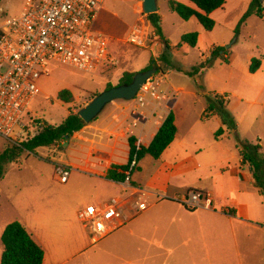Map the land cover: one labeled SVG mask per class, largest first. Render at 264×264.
<instances>
[{
	"label": "rangeland",
	"instance_id": "1",
	"mask_svg": "<svg viewBox=\"0 0 264 264\" xmlns=\"http://www.w3.org/2000/svg\"><path fill=\"white\" fill-rule=\"evenodd\" d=\"M26 1L2 0L0 22L19 15ZM139 1L104 0L95 29L109 37L111 60L105 62L102 70L96 74L52 63L49 66V76H42L37 81L39 93L30 106L31 112L26 119L29 127L26 135L19 139L20 142L38 132L39 121L42 124H61L71 112L78 114L98 94L105 92L108 85L118 86L126 71L141 72L149 66L152 58L156 60L157 56L160 58L164 54L166 60L159 62L166 75L163 88L168 89L169 92L165 101L173 97V91L178 92L171 99V110L175 115L181 137L188 143L215 137V133L221 128L216 119H202L207 108V97L226 93L229 98L227 110L237 124L236 132L227 127L226 134L232 143H235L237 153L240 155L236 134L243 142H250L249 137L246 139L243 137L249 132L251 115L258 114L260 107L251 103L256 98L259 103L264 102V91L260 90L263 86L262 79L251 74L246 65L250 57L264 59V16L260 18L256 14H251L242 22L252 0H227L223 8L215 11L212 18L215 21L213 31L207 32L196 18L185 21L171 12L168 6L169 0H157V13L161 18L162 33L173 47L167 52L163 47H151L155 37L154 28L150 26L148 18L142 12V7H139L140 12L136 10ZM179 2L190 5L187 0ZM259 2L264 7V0ZM135 27L143 30L147 39L146 47L127 41ZM191 32L201 33L200 43L195 48L181 49L184 45L181 42L182 35ZM179 45L181 46L178 48ZM213 47H223L226 52H222L220 57L198 75L201 76L204 88L200 89L198 76H190L188 72L208 59L207 50ZM63 89H68L74 94L73 103L64 104L58 101L57 95ZM150 100L155 101L148 95L145 106ZM117 104L130 107L134 102L115 100L109 103L104 112L91 123L103 118L110 107ZM247 111L249 113L245 114ZM86 127L87 124L84 128ZM73 141L74 139L67 140L61 147L56 145L39 148L35 154L24 152L18 162L6 166L5 174L0 179V263L3 252L1 237L8 224L19 221L40 240L43 235H53L59 243H63L66 237V224L70 223L79 232L86 230L88 233L85 224L79 219V212L82 209L88 205L102 204L124 192L121 186L102 179L92 171L90 169L92 166L85 162V154L88 150L85 143L76 147ZM18 143L0 138V152ZM121 148L126 149V147L121 144L118 146L117 155L120 157ZM171 157V152L164 154L160 160L147 156L141 162V171L135 173V179L138 182L148 180L160 162L170 160ZM116 160L121 161L120 158ZM57 165L72 168L67 183L60 182L56 171ZM141 185L145 188L144 184ZM40 225L43 226L42 229ZM127 226L122 227L121 231ZM219 235L220 233L217 232L215 240L207 238L203 247L205 252L214 243L217 251L215 263V259L206 258L208 255L199 254L197 256L200 259L196 263H234L233 259L224 256L226 244ZM253 239L254 237H251L241 244L242 250L246 248L245 254L248 257L257 252V248L252 246ZM88 240L91 243L90 235ZM171 243L178 248L181 240L174 239ZM101 245L102 241L91 248H99L102 247ZM51 252L48 249V256ZM158 253L160 255L152 256L148 261L152 264H181V259H178L180 256L169 258L162 251ZM131 258L137 262L145 257L131 256ZM253 259L255 256L249 258V260ZM187 261L189 264L193 263L190 259ZM245 264H259V262L256 260Z\"/></svg>",
	"mask_w": 264,
	"mask_h": 264
},
{
	"label": "crops",
	"instance_id": "2",
	"mask_svg": "<svg viewBox=\"0 0 264 264\" xmlns=\"http://www.w3.org/2000/svg\"><path fill=\"white\" fill-rule=\"evenodd\" d=\"M142 3L143 0H140L137 4L138 12ZM189 6L194 7L191 3ZM101 11L102 7L99 15ZM214 14L215 11L211 14L212 18ZM99 32L103 33L100 30ZM198 34L200 43L201 33ZM152 46L163 47L156 35ZM187 47L189 46L184 44L181 49L185 50ZM213 48L207 50L209 54ZM251 60L252 57L247 60L248 71ZM253 75L261 77L263 86L260 90L263 92L264 59L261 60L259 70ZM177 94V91H173L172 96ZM220 96L229 101L226 93ZM172 98L161 103L150 100L144 108L137 109L134 105H113L103 118L95 123L90 122L86 128L73 136L74 145L79 147L85 143L88 149L85 154L86 164L92 166L90 169L106 180L105 175L111 165H125L128 162L130 136L135 137L138 144L145 147L152 143L167 115L172 111ZM251 104H258L260 107L258 114L251 115L249 132L243 138L249 137L251 143H259L264 152V102L259 103L256 98ZM247 113L249 111L245 114ZM213 118L225 131L219 139L213 137L188 143L181 137L177 128L174 142L162 154L163 156L171 152V159L160 162L148 180L138 182L134 177L135 173L131 177L133 184L140 187L144 184V189L170 197L189 190L208 192L213 197V209L189 210L174 201H155L146 212L131 221L127 228L110 234L102 240V247L94 249L91 248L94 245L88 240L89 232H79L70 223L66 224L63 243H59L53 235H43L40 240L27 229L45 251L43 264H152L148 260L152 256L160 255L158 251L164 252L169 258L180 256L178 259H181V264H189L188 259L192 260V264H198V254L208 255L206 258L215 259V263L217 251L214 243L205 252L203 247L207 238L216 239L217 232L226 244L224 256L233 259V264L256 260L259 264H264V196L255 186L249 167L242 165L237 146L227 137V126L219 116L213 115L209 119ZM64 143L65 141L61 142L59 146ZM120 144L126 147L121 148V157L117 155ZM117 158L121 161L116 160ZM109 182L124 189L122 183ZM42 227L40 225L41 229ZM251 237H254L252 246L257 248V252L248 257L245 254L246 248L242 250L241 244ZM174 239L181 240L178 248L171 243ZM48 249L52 251L49 256ZM131 256L145 258L135 262ZM254 256L255 259L249 260Z\"/></svg>",
	"mask_w": 264,
	"mask_h": 264
},
{
	"label": "built area",
	"instance_id": "3",
	"mask_svg": "<svg viewBox=\"0 0 264 264\" xmlns=\"http://www.w3.org/2000/svg\"><path fill=\"white\" fill-rule=\"evenodd\" d=\"M103 3L27 0L19 15L0 22V138L18 143L26 135L30 106L39 93L37 81L49 76L52 63L96 74L111 60L109 37L95 29ZM127 41L146 47L147 39L143 30L135 27ZM156 69L133 100L135 109L145 107L148 95L157 102L167 99L168 89L163 88L166 75L158 61ZM137 166L138 162L132 161L131 168ZM56 171L60 182L67 183L72 168L57 165ZM122 185V194L79 212L91 244L128 225L155 201H174L189 210L213 209L208 192L189 190L170 197L135 185L130 177Z\"/></svg>",
	"mask_w": 264,
	"mask_h": 264
},
{
	"label": "trees",
	"instance_id": "4",
	"mask_svg": "<svg viewBox=\"0 0 264 264\" xmlns=\"http://www.w3.org/2000/svg\"><path fill=\"white\" fill-rule=\"evenodd\" d=\"M2 0H0L1 3ZM194 7L184 4L176 0H169L168 6L171 12L176 13L180 18L189 21L196 18L203 29L207 32H212L215 27V21L212 19L211 14L223 8L227 0H187ZM251 14H256L262 18L264 16V7L259 0H252L248 11L245 13L242 22ZM151 26L154 28V33L159 42L163 45L164 51H171L173 47L169 40H167L161 30V18L158 13L146 15ZM198 32H191L183 34L181 42L191 48H195L198 44ZM181 45L178 46V48ZM222 52H226L223 47H214L208 59L201 62L196 66L193 71L188 72V75L197 77L206 67L210 66ZM165 55L163 54L159 61H163ZM166 60V59H165ZM164 60V61H165ZM160 63V62H159ZM261 66V59L252 58L249 72L256 73ZM152 68H157V61L153 58L147 68L142 71H147ZM163 70V68H162ZM164 71V70H163ZM138 72H125L120 79V85L130 84L134 76ZM198 76V85L200 89H204L202 80ZM108 85L107 89L112 88ZM58 101L64 104H71L75 101L74 94L68 90L63 89L57 95ZM228 100L218 94H212L207 97V108L205 110L204 118L209 119L213 115L221 118L224 125L228 128L237 130V124L234 118L227 110ZM39 124L38 132L27 140L21 141L18 144L8 147L3 152H0V179L5 174L6 166L10 163L19 161L22 153H36L39 148H50L52 146L60 145L61 142L71 140L75 134L82 131L86 123L81 119L79 114L71 112L64 121L59 125H51L48 123ZM42 124V125H40ZM177 134V126L175 124V115L170 111L165 121L160 127L158 133L154 137L152 143L148 146L138 144L135 137L128 138L129 144V159L125 165H111L107 170L105 179L116 182L124 183L127 177L133 176L134 173L140 170V162L147 156L158 160L165 150L174 142ZM224 134V130L220 128L215 133V138L219 139ZM237 144L240 151L242 165L249 167L255 186L259 189L260 193L264 196V152L259 143L243 142L238 134H236ZM136 160L138 166L131 168L132 161ZM3 245V253L0 264H43L45 258L44 249L33 239L27 228L19 221H14L8 224L1 237Z\"/></svg>",
	"mask_w": 264,
	"mask_h": 264
},
{
	"label": "water",
	"instance_id": "5",
	"mask_svg": "<svg viewBox=\"0 0 264 264\" xmlns=\"http://www.w3.org/2000/svg\"><path fill=\"white\" fill-rule=\"evenodd\" d=\"M157 0H143L142 12L145 15L157 13ZM157 72L156 68L138 72L128 85H120L98 94L86 107L79 111V116L89 124L95 120L105 107L115 100H134L147 81Z\"/></svg>",
	"mask_w": 264,
	"mask_h": 264
}]
</instances>
